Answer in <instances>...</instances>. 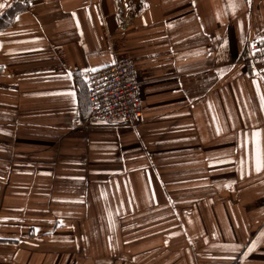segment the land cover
Segmentation results:
<instances>
[{
    "label": "crops",
    "instance_id": "0c3cea01",
    "mask_svg": "<svg viewBox=\"0 0 264 264\" xmlns=\"http://www.w3.org/2000/svg\"><path fill=\"white\" fill-rule=\"evenodd\" d=\"M254 37L264 0H0V264H264ZM126 58L142 122L89 117Z\"/></svg>",
    "mask_w": 264,
    "mask_h": 264
},
{
    "label": "built area",
    "instance_id": "2783aa9c",
    "mask_svg": "<svg viewBox=\"0 0 264 264\" xmlns=\"http://www.w3.org/2000/svg\"><path fill=\"white\" fill-rule=\"evenodd\" d=\"M246 62L252 71L264 75V38L249 40ZM81 77L87 89L89 117L131 126L142 122L141 82L131 59H121L100 69L82 71Z\"/></svg>",
    "mask_w": 264,
    "mask_h": 264
},
{
    "label": "snow or ice",
    "instance_id": "6c2138e0",
    "mask_svg": "<svg viewBox=\"0 0 264 264\" xmlns=\"http://www.w3.org/2000/svg\"><path fill=\"white\" fill-rule=\"evenodd\" d=\"M264 99V97H262ZM254 150H255V167L256 170L259 171L262 166H264V163H262V156H264V150H262V146L260 143V133L254 132ZM264 235V233H262Z\"/></svg>",
    "mask_w": 264,
    "mask_h": 264
},
{
    "label": "trees",
    "instance_id": "16d2710c",
    "mask_svg": "<svg viewBox=\"0 0 264 264\" xmlns=\"http://www.w3.org/2000/svg\"><path fill=\"white\" fill-rule=\"evenodd\" d=\"M15 8H17V7H15ZM20 8H22V6H20ZM19 9H11L10 11H11V15L14 13H16L17 11H18ZM83 81V80H82ZM83 86H84V92H85V94H86V100H87V89H86V86H85V84H84V81H83ZM87 104L85 105L86 106V112H87V114H88V112H89V106H88V100H87V102H86Z\"/></svg>",
    "mask_w": 264,
    "mask_h": 264
}]
</instances>
